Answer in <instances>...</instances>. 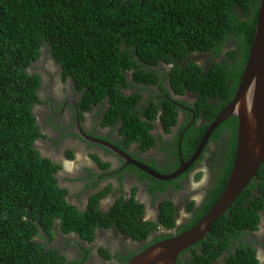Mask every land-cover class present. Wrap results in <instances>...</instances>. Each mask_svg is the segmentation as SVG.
<instances>
[{
	"label": "trees",
	"instance_id": "16d2710c",
	"mask_svg": "<svg viewBox=\"0 0 264 264\" xmlns=\"http://www.w3.org/2000/svg\"><path fill=\"white\" fill-rule=\"evenodd\" d=\"M259 1L0 0V264H82L88 248L78 247L82 258L67 259L45 243L55 224L86 245L96 240V229L114 227L141 241L157 225L142 219L144 206L133 196L116 199L106 210L100 205L103 193L91 195L85 210L67 201L56 177L59 166L35 146L44 135L34 107L45 101L39 99L41 77L33 63L41 57L53 60L83 94L84 109L102 103V125L117 124L125 146L135 142L141 150L156 143L150 132L154 121L167 132L177 124L179 105L170 99H178L169 88L178 95L191 92L196 116L188 127L191 118L178 127L173 149L177 156L182 133L180 151L186 160L233 98L253 41ZM165 64L170 67L163 78ZM236 134L237 119L229 116L207 139L204 150L216 153L210 160L215 164L213 187L203 205L189 203L187 211L194 216L183 230L222 192L235 157ZM180 175L178 179L186 177ZM175 208L169 199L160 202L158 220L166 228L174 224ZM261 210L264 161L207 236L182 251L189 254L178 256L176 264H218L220 257L222 264H256L255 248L244 235L258 229ZM99 251L106 259L118 258L119 250L112 255L100 246ZM135 253L119 259L125 264Z\"/></svg>",
	"mask_w": 264,
	"mask_h": 264
},
{
	"label": "flooded vegetation",
	"instance_id": "af4514ba",
	"mask_svg": "<svg viewBox=\"0 0 264 264\" xmlns=\"http://www.w3.org/2000/svg\"><path fill=\"white\" fill-rule=\"evenodd\" d=\"M169 67L170 65L165 64V69H160L164 74L162 75L160 73V76L165 78ZM64 78V80L62 78L60 81L66 83L65 95H53L50 93L51 84L46 86L43 81L40 82L38 94L41 88L43 92H45V97L41 98L39 94V99L45 102L37 103L35 106L43 108V104L46 107V110L43 109L41 111L42 115L37 116L40 130L44 137H39L35 142V146L42 157L49 159L51 162H54L59 166L56 171V177L61 188L66 189L65 195L67 201L74 205L78 210H85L88 206L91 195L103 193L104 196L100 199V205L106 210L116 199L123 197L127 200L133 196L135 200L144 206L142 219L157 223L155 229L151 230L144 240H134L131 244V248L135 246L133 249L136 253L149 244L156 242L154 241L155 238H161L162 236L167 237L182 232L184 226L187 225L194 216L191 211H187L189 203L193 202L194 206L200 207L203 205L206 196H209V192L212 190V182L215 179L213 165L215 164L210 160L212 159L211 156H214L216 153H211L210 151L207 152L203 149L196 160L183 172L186 177L178 179L181 176L178 175L174 179L163 181L156 179L133 164H125L123 158L113 150H110L108 147L98 142L86 140L81 136L79 130L81 129L85 136H95L108 140L122 151L126 152L130 157L145 163L156 171L169 170L166 171V173H171L180 166V158L183 160L181 152L180 154L178 153V150L180 149L178 143L177 156L173 154L174 137L178 127L184 123L188 114L193 112L196 116L195 112L190 107V102L194 100L195 95L191 92H186L184 95H178L173 93L169 88L171 96L178 99V101L170 99L179 105L177 124L171 128L170 132H167L159 120L154 121V126L150 132L157 138L156 143L145 150H141L135 142H130L125 146V139L123 135L119 134L117 124L114 125V128L112 125H102V116L104 113V107L100 108L102 103L93 105L91 109H84V105L80 104L83 94L77 89L76 84L72 82L70 77L64 76ZM181 101L185 104L181 103ZM35 108L36 107H34V111ZM194 115L188 122L187 127L191 124ZM41 116H43L42 120L40 119ZM198 122L205 121L199 119ZM116 140H122L120 142L121 144H116ZM69 151L72 152V156H69ZM189 158L183 161H188ZM102 163H108L109 165L102 166ZM177 163L178 165L172 169ZM130 166H132L133 169L129 168ZM201 166L205 168V182L200 185V188L194 190L192 193L195 181H199L198 179L200 175H202L200 174L202 172ZM198 173L199 175L197 176ZM144 174L145 178H141ZM154 179L160 181V184L158 185L155 183ZM166 182L168 183L164 185V190L161 191L160 188L163 183ZM150 188H153L152 192H150ZM135 189H138L139 192H135ZM197 191L198 194L195 196L194 193ZM175 192L183 197V201L180 205L177 204L171 196V194ZM167 199L172 201L174 207H176V213L173 217L174 224L171 228H166L158 220L160 202ZM149 207H153L155 212H152L151 216L148 217V219H145L144 213ZM180 211H183L185 215L181 216ZM257 226L258 229L253 230L244 236L249 237L247 241H249L255 248V257L257 259L256 264H264L263 210L260 211V219ZM112 229H114V227H112ZM100 230L103 229H96V240L93 243L86 245L75 234V241H71V244L69 245V242H66L67 240L63 237L64 234L60 232L58 224H55L53 226L52 238L49 240L48 237L45 236L43 240H45V243H48V245L57 248L67 259L82 258L83 250L78 247L88 248L89 256L85 258L82 264H88L94 256L101 258L100 260L101 262L103 261L104 264H122L123 261L120 260L119 257L130 252L125 250L124 246L126 244L123 246V243L116 239L117 237L115 233L108 235L105 234L104 230ZM99 232L100 236L98 237ZM68 234L72 235L74 233ZM64 243L66 244L65 246ZM78 243H80V245ZM100 246L105 248L108 246L114 247V250L111 251L112 255L119 250L117 255L118 258L112 257L106 259L101 256L99 251ZM181 252L178 254L180 257H185L189 254V252L183 254ZM92 261L93 259L89 264H92ZM216 262L222 264V258L220 257Z\"/></svg>",
	"mask_w": 264,
	"mask_h": 264
},
{
	"label": "water",
	"instance_id": "95a60500",
	"mask_svg": "<svg viewBox=\"0 0 264 264\" xmlns=\"http://www.w3.org/2000/svg\"><path fill=\"white\" fill-rule=\"evenodd\" d=\"M237 119L235 157L225 186L210 209L192 226L149 244L133 255L125 264H175L178 254L205 238L216 221L233 203L237 195L256 176L264 161V0L257 7L255 32L237 88L231 101L211 121L188 161L180 159V166L171 173H159L150 166L130 157L107 140L85 136L98 142L156 179L167 181L182 174L200 155L213 130L227 117ZM180 147V140L178 141ZM180 154V149L178 150Z\"/></svg>",
	"mask_w": 264,
	"mask_h": 264
},
{
	"label": "rangeland",
	"instance_id": "374dc122",
	"mask_svg": "<svg viewBox=\"0 0 264 264\" xmlns=\"http://www.w3.org/2000/svg\"><path fill=\"white\" fill-rule=\"evenodd\" d=\"M33 64H34V67L38 68L37 72L40 74L41 81H43L46 84V86L48 84H51L50 93H52L53 95L64 94L66 83L64 81H60V80H62V78L64 80L65 78H64L59 66L53 60H45V58L41 57L40 59H38V61L36 63H33ZM39 94H40L41 98L45 97V92H43V90L41 88H40ZM40 101H43V100L40 99ZM35 107H36L35 112L37 113L36 114L37 116L42 115L41 111L43 109L46 110V107L43 104H42L43 108H38L39 106H35ZM38 112H41V113H38ZM42 118H43V116L40 117L41 120H42ZM93 137H95V136H93ZM96 138H98V137H96ZM99 139H101V138H99ZM102 140H105V139H102ZM201 169H202V172H201L202 175H200V177L198 179L199 181H195L192 193L194 192V190L200 188V185L205 182V178H206L205 168L203 166H201ZM163 171H165V170H160L159 172L163 173ZM135 192H139L138 189H135ZM194 194H195V196H197L198 191ZM171 196L174 198V200L177 204L180 205L182 203L183 197L181 195H179L178 193H176V192L172 193ZM168 197H169V195H168ZM152 212H155V209L153 207H149V209H147L146 212L144 213V218L148 219V217L151 216ZM180 215L183 216L185 214L183 211H180ZM113 230H114V232H113ZM100 231H103V230H100ZM104 231H105V234H108V235L115 233V235L117 237L116 239L118 241H120L121 243H123V246L126 244L124 246L125 250H127V251L134 250L133 248H135V246H133V248H131V244L134 242V240H132L130 237L122 234L117 229H108V230H104ZM99 236H100V232L98 234V237ZM63 237H65L64 239L67 240L66 242H69V245L71 244V241L74 242L76 239V238H74V237H76L75 234H72V235L71 234H68V235L64 234ZM263 237H264V235H263ZM98 241H99V238H98ZM127 241H128V243H127ZM65 245L66 244L64 243V246ZM107 249L114 250V247L108 246ZM92 259H93L92 264H104L103 261L101 262V260H100L101 258H99L97 256H94ZM90 261L88 262V264L90 263Z\"/></svg>",
	"mask_w": 264,
	"mask_h": 264
},
{
	"label": "clouds",
	"instance_id": "9594fccd",
	"mask_svg": "<svg viewBox=\"0 0 264 264\" xmlns=\"http://www.w3.org/2000/svg\"><path fill=\"white\" fill-rule=\"evenodd\" d=\"M60 70H61V68H60ZM193 115H194L193 112H192L191 114H188V115H187V119L184 120V122H185V121H188ZM194 117H195V115H194ZM210 123H211V122H210ZM210 123H209V124H210ZM208 126H209V125H208ZM208 126H207V128H208ZM207 128H206V129H207ZM214 130H215V129H214ZM214 130H213V131H214ZM205 131H206V130H205ZM204 133H205V132H204ZM212 133H213V132H212ZM212 133H211V134H212ZM211 134H210V135H211ZM203 135H204V134H203ZM203 135H202V137H203ZM181 136H182V133H181L180 138H179L180 143H181ZM209 137H210V136H209ZM198 144H199V143H198ZM205 145H206V144H205ZM197 146H198V145H197ZM197 146H196V147H197ZM214 147H215V145H213V144L211 143V144H210V148L213 149ZM195 149H196V148H195ZM195 149H194V150H195ZM203 149H205V146H204ZM202 151H203V150H202ZM180 152H181V151H180ZM193 152H194V151H193ZM180 159H181V158H180ZM160 173H162V172H160ZM200 174H201V173H200ZM110 229H112V228H110ZM114 229H116V228H114ZM193 245H194V244H193ZM111 251H112V250H110V252H111ZM115 251H116V250H115ZM135 254H136V253H135Z\"/></svg>",
	"mask_w": 264,
	"mask_h": 264
}]
</instances>
